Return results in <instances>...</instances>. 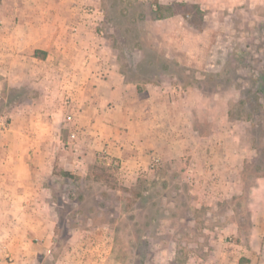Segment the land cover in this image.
<instances>
[{
    "label": "rangeland",
    "instance_id": "rangeland-1",
    "mask_svg": "<svg viewBox=\"0 0 264 264\" xmlns=\"http://www.w3.org/2000/svg\"><path fill=\"white\" fill-rule=\"evenodd\" d=\"M84 8L100 12L89 14ZM16 11L14 0H0V21H19ZM80 20L92 21L87 31L95 28L109 40L128 78L183 91L196 88L212 98L207 126L213 125V145L226 147L233 164L212 168L217 183L205 190L198 174L199 185L186 177L187 154L159 155L158 168L151 170L149 162L127 182L119 173L121 160L102 153L101 165L96 161L83 176L73 174L64 187L53 241L95 238L82 233L107 225L106 238L116 245L115 264H264V246L251 247L249 254L240 247L254 220L247 218L254 205L249 200L264 184V0H86L81 15L67 21ZM26 92L2 89L0 115ZM198 108L203 115L206 106ZM200 123L204 127L206 122ZM220 153L216 161L221 164ZM257 222L264 227L263 220ZM211 235L225 243L223 258L217 244L205 248ZM49 258L44 256L41 264H56Z\"/></svg>",
    "mask_w": 264,
    "mask_h": 264
},
{
    "label": "crops",
    "instance_id": "crops-1",
    "mask_svg": "<svg viewBox=\"0 0 264 264\" xmlns=\"http://www.w3.org/2000/svg\"><path fill=\"white\" fill-rule=\"evenodd\" d=\"M14 2L19 21H0V91L12 86L27 92L8 114L0 115V264H41L44 256L56 264H115L116 245L106 238L107 225L82 233L95 238L53 241L59 196L65 198L70 179L56 170L83 176L106 151V158L121 160L119 173L128 182L154 156L187 154L186 177L196 182L198 174L202 188L210 190L217 183L212 168L231 169L233 164L226 147L213 145V125L207 126V109L214 101L196 88L183 91L128 78L109 40L95 28L87 31L92 21H67L81 15L86 0ZM200 121L206 122L204 127ZM219 151L225 158L221 164L216 161ZM263 190L260 182L249 200L254 205L247 218L254 220L240 246L248 249L246 254L264 246V227L257 225V219L264 221ZM214 244L222 248L223 258V240L211 235L204 246Z\"/></svg>",
    "mask_w": 264,
    "mask_h": 264
},
{
    "label": "built area",
    "instance_id": "built-area-1",
    "mask_svg": "<svg viewBox=\"0 0 264 264\" xmlns=\"http://www.w3.org/2000/svg\"><path fill=\"white\" fill-rule=\"evenodd\" d=\"M84 12H87V13H89V14H98L99 12H100V10L99 9H96V8H84ZM72 30H73V32H78L79 31V27H78V25H74L73 27H72ZM73 120V116L72 115H69L68 117H67V121H69V122H71ZM3 125H4V123H3ZM70 138H71V140H73V141H75L76 139H77V133L75 132V131H73V132H71V134H70ZM105 154V157H108V153H106V151L104 152ZM162 164V159H161V157H159V156H154L153 157V159H152V161H151V163H150V167L152 168V169H155L156 167H158V166H160ZM120 168H122V165L120 164Z\"/></svg>",
    "mask_w": 264,
    "mask_h": 264
},
{
    "label": "trees",
    "instance_id": "trees-1",
    "mask_svg": "<svg viewBox=\"0 0 264 264\" xmlns=\"http://www.w3.org/2000/svg\"><path fill=\"white\" fill-rule=\"evenodd\" d=\"M182 4H183V3H182ZM97 162H98L99 165L102 164V161H101V160H99V161H97ZM59 173L62 174V175H64V176H66V177H69V178H73V177H74V175H73L72 173L68 172V171H60ZM98 178H99V177H97V179H98Z\"/></svg>",
    "mask_w": 264,
    "mask_h": 264
}]
</instances>
